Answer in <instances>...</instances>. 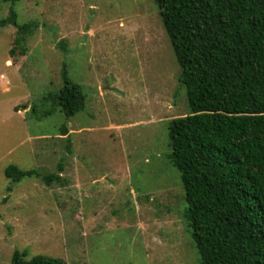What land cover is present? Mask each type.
I'll return each instance as SVG.
<instances>
[{
	"label": "rangeland",
	"instance_id": "obj_1",
	"mask_svg": "<svg viewBox=\"0 0 264 264\" xmlns=\"http://www.w3.org/2000/svg\"><path fill=\"white\" fill-rule=\"evenodd\" d=\"M11 10L37 27L13 58L16 29L0 28V264L15 251L63 264H199L169 160V123L188 106L157 6L0 0V21ZM63 64L86 95L67 121L45 99L61 88ZM33 108L53 112L38 121ZM10 165L59 179L12 183Z\"/></svg>",
	"mask_w": 264,
	"mask_h": 264
},
{
	"label": "trees",
	"instance_id": "obj_2",
	"mask_svg": "<svg viewBox=\"0 0 264 264\" xmlns=\"http://www.w3.org/2000/svg\"><path fill=\"white\" fill-rule=\"evenodd\" d=\"M16 4L21 0H1ZM170 40L188 114L169 123V160L180 174L186 219L199 264H264V0H152ZM16 29L10 57L37 27L11 10L0 28ZM53 100L69 120L86 95L62 65ZM18 111L17 108H15ZM46 111L36 120L52 115ZM66 136V125L60 128ZM12 183L59 178L5 168ZM11 264H63L15 251Z\"/></svg>",
	"mask_w": 264,
	"mask_h": 264
},
{
	"label": "crops",
	"instance_id": "obj_3",
	"mask_svg": "<svg viewBox=\"0 0 264 264\" xmlns=\"http://www.w3.org/2000/svg\"><path fill=\"white\" fill-rule=\"evenodd\" d=\"M7 92H9V88H7ZM15 112H17V111L15 110ZM69 135H70V131H68V134H67L66 136H60V137L69 139V138H68ZM44 138H45V137H32L31 139H32L33 141H35V142H38V141L44 140ZM45 139H47V138H45ZM30 153H32V154L34 153V152H33V149L30 150ZM16 167H17V166H16ZM21 170H22V169H21Z\"/></svg>",
	"mask_w": 264,
	"mask_h": 264
}]
</instances>
